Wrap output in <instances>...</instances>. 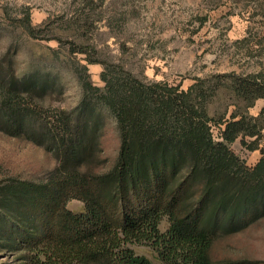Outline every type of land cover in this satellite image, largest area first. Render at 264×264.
Returning a JSON list of instances; mask_svg holds the SVG:
<instances>
[{"label":"trees","instance_id":"trees-1","mask_svg":"<svg viewBox=\"0 0 264 264\" xmlns=\"http://www.w3.org/2000/svg\"><path fill=\"white\" fill-rule=\"evenodd\" d=\"M226 76L234 105L264 99L261 73ZM100 77L102 87L79 76L78 103L49 113L43 102L63 93L61 80L0 64V131L57 160L44 180L0 183V253L14 257L10 264H154L129 247L146 242L161 264L264 263L210 255L215 238L264 217V148L253 166L230 148L236 139L257 148L264 105L257 116L232 111L217 119L207 99L216 86L146 82L121 67H104ZM107 115L119 145L111 168L99 171ZM216 123L223 124L218 140ZM70 198L83 202L82 212L66 208ZM163 216L169 226L161 232Z\"/></svg>","mask_w":264,"mask_h":264},{"label":"rangeland","instance_id":"rangeland-1","mask_svg":"<svg viewBox=\"0 0 264 264\" xmlns=\"http://www.w3.org/2000/svg\"><path fill=\"white\" fill-rule=\"evenodd\" d=\"M8 62L19 76L30 70L51 71L61 80L63 93L43 102L50 103L49 113L78 103L79 76L102 87L104 67H121L146 82L179 84L183 89L191 84L216 86L214 93L207 90L212 94L207 99L208 111L217 119L228 118L232 111L257 116L264 99L249 107L234 105L226 75L264 77V0H0V64ZM261 123L257 148L250 150L239 139L230 145L247 166L258 161L264 148V119ZM222 126H211L215 140ZM118 145L115 119L107 115L99 171L111 168ZM56 165L42 146L0 131V183L9 178L41 181ZM66 208L79 213L84 205L70 198ZM168 226L163 216L159 230ZM129 247L161 264L146 242ZM210 255L264 261V217L240 232L215 238ZM13 258L0 253V264H10Z\"/></svg>","mask_w":264,"mask_h":264}]
</instances>
